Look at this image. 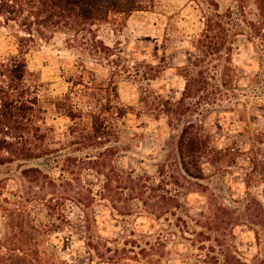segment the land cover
I'll use <instances>...</instances> for the list:
<instances>
[{
    "label": "rangeland",
    "instance_id": "374dc122",
    "mask_svg": "<svg viewBox=\"0 0 264 264\" xmlns=\"http://www.w3.org/2000/svg\"><path fill=\"white\" fill-rule=\"evenodd\" d=\"M215 1L220 14L232 12L231 17L223 19L229 21L226 46L232 45V49L224 48L220 54L208 57L204 56L199 42L206 16L216 11L208 0H152L150 10L134 12L125 21L119 16L112 17L97 26L94 43L89 36L82 38L65 31H57L52 36L47 33L48 38L39 41L36 35L34 41L20 42L21 38H28L22 21L5 24L1 19L0 64L20 57V44L28 45L25 48L28 65L25 98L31 101L30 109H26V113L23 110L20 117L35 128L38 127V108L45 110L39 115L44 122L39 123L48 134V147L54 152L39 160L26 161L25 165L19 161L8 163L0 175L7 178L0 186L3 196L12 197L20 192L27 196L31 185L21 179L19 173L26 165L41 166L62 183L59 191L66 194L72 225L54 234L53 242L62 249L60 255L72 264H91L86 252L87 222L84 211L67 196L71 184L58 180L60 168L75 169L68 176L80 189L78 198L83 202L91 201L88 189L92 188L94 199L90 214L96 217L98 234L107 239H120L128 237L127 230L134 228L135 237L142 241L154 239L167 224L148 216L122 214L127 212L124 206L132 201L128 190L115 202V207H110L113 202L100 195L105 177L98 170L111 169L114 173L135 170L158 178L160 164L168 158L178 124L188 121L202 125L213 145L229 147L238 155L236 163L222 169L207 165L208 178L194 186L198 190L208 186L221 202L245 214L236 219L241 222L234 226V240L245 256L252 257L256 253L254 235L247 224L250 214L253 220H260L261 207L254 204L250 211L246 203L236 206L233 200H242L245 196L247 174L251 170L248 156L257 155L264 174V36L258 35L248 23L258 18L254 0ZM26 13L19 20H23ZM97 41L106 46L101 53L98 52L101 43ZM227 58L232 69L228 88L220 86ZM197 61L200 67L196 70H204L198 77L197 91L192 98L182 100L186 70L194 69ZM10 81L0 76V87H10ZM68 93L81 112L75 120L55 106L57 100ZM107 96L113 108L126 106L128 113L124 117L114 112L106 114L110 142L99 147L89 145L92 154H96L93 159L97 160L92 164L76 145L68 142L78 134L90 132V112L99 111ZM12 132L19 134L20 129L14 128ZM35 136H30L33 146L39 144L38 134ZM68 157L73 159L66 160ZM105 161L109 167L103 166ZM93 165L97 167L92 168ZM259 184L256 197L258 202H263L264 175ZM188 200L178 215L185 216L189 209L195 216L193 219H197L198 207L206 197L194 193ZM31 204L36 222L47 223L42 205L34 201ZM193 219H189V224L199 229ZM170 222L175 224L176 218L171 217ZM9 233L10 228L0 212V239H5ZM169 237L162 264H183L181 256L187 254V241L180 235ZM194 252L200 251L194 249ZM114 258L119 259L118 254ZM151 258L123 259L122 262L155 264Z\"/></svg>",
    "mask_w": 264,
    "mask_h": 264
},
{
    "label": "trees",
    "instance_id": "16d2710c",
    "mask_svg": "<svg viewBox=\"0 0 264 264\" xmlns=\"http://www.w3.org/2000/svg\"><path fill=\"white\" fill-rule=\"evenodd\" d=\"M208 1L216 11L206 16L203 35L199 40L206 57L220 54L224 48L230 51L232 49V45L226 46L229 36L226 24H229V21L223 20L231 17L232 12L220 14L218 2ZM254 1L258 18L248 23L258 35L264 36V0ZM151 8L152 0H0V25L2 20L5 24L10 21H22L28 38H21L20 42L34 41L37 39L36 35L39 41L47 39V33L52 36L57 31H65L82 38L89 36L94 43L97 26L109 22L116 16L125 21L134 12L147 11ZM24 12H27L26 16L19 20ZM97 43H101L98 52L101 53L102 48L106 49L102 42ZM20 46L22 49L20 57H13L7 63L0 64L3 67L0 76L11 80V88L0 87V175L8 163L19 161L25 165L26 161L39 160L43 155L54 152L48 147L46 143L48 134L39 123L44 122L39 115L45 110L38 108V127L35 128L20 117L23 110L25 112L26 109H30L28 103L31 101L25 98L28 92L25 48L28 45L26 43ZM228 63L227 58L220 83V86L227 88L231 86L232 70ZM193 67L195 68L186 70L182 100L195 95L194 91H197L195 86L200 81L198 77L203 74L202 68L196 70L200 67L199 61L194 62ZM105 99L106 102L101 104L99 111L90 112V132L85 135L78 134L75 139L68 142L76 145L82 151V156L92 164L97 160L93 159L96 154H92L89 145L99 147L110 142L111 130L106 114L114 112L118 117H124L128 113L126 106L113 108L109 96ZM55 106L72 120L81 116L80 109L69 93L57 100ZM16 109L21 113H16ZM14 128L20 129L19 134L12 132ZM176 129L168 158L160 164L158 178H151L145 172L135 170L118 173L111 169L104 172L98 170V173L105 177L100 195L113 202L110 207H115L113 206L117 205L115 202L128 190V196L132 201L124 206L127 212L122 214L148 216L161 224H167L166 228H160L154 239L142 241L135 237L134 228L127 230L128 237L120 239L118 237L107 239L98 234L95 229L96 217L94 213L90 214L94 199L92 188L88 189L91 201L83 202L84 200L78 198L81 197L80 189L75 187L77 185L74 180L68 176L69 173H74L75 169L60 168L58 180L71 184L70 194L67 196L71 197V201L80 207L86 216V252L91 264H123L125 263L122 262L123 259L140 260L151 257L155 264H162L167 252L165 247L168 239H171L169 236L172 235H180L187 241V254L181 256L183 264H264V198L263 202H258L256 197L259 182L264 174L261 172V163L257 155L253 153L248 156L251 170L247 174L246 193L242 199L244 201L233 200L237 203L236 206L242 207L244 206L242 204L246 203L250 211L254 209V204H258L262 210L260 220H253L250 214L251 220L247 225L253 232L257 251L252 257H247L236 245L233 231L234 226L241 222L236 219L245 217V214L221 202L214 190H210L208 186H203L200 190L194 186L202 184L208 178L205 168L207 165L222 169L236 163L238 155L229 147L213 145L203 126L194 121L178 124ZM37 134L39 144L33 146L30 136L36 137ZM72 159L68 157L66 160ZM108 164L105 161L103 166L107 167ZM19 173L21 179L31 185L27 196L21 192L14 193L12 197L3 196L4 192L0 186V212L10 228L9 235L5 239H0V264H72L60 255L62 249L53 242L54 234L72 225L66 194L59 191L62 183L51 177L41 166L26 165ZM6 178L7 176L3 175L0 183ZM194 193L206 197L196 212L199 217L193 219L195 216L188 212L189 209L185 216L178 215L183 203L189 201L188 196ZM32 201L42 205L46 211L47 223L36 222L31 213ZM171 217L176 218L175 224L170 222ZM189 219H193L194 226L199 229L192 227ZM194 249L200 252L196 253ZM117 254L119 259L114 258Z\"/></svg>",
    "mask_w": 264,
    "mask_h": 264
}]
</instances>
